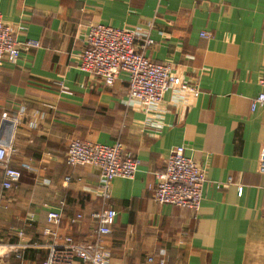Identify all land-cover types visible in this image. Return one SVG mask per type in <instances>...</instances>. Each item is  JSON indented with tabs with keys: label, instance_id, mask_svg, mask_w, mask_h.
I'll use <instances>...</instances> for the list:
<instances>
[{
	"label": "crops",
	"instance_id": "1",
	"mask_svg": "<svg viewBox=\"0 0 264 264\" xmlns=\"http://www.w3.org/2000/svg\"><path fill=\"white\" fill-rule=\"evenodd\" d=\"M0 12L19 42L40 43L0 69V141L21 171L2 191L0 166L3 243L18 242V231L41 242L47 212L62 202L60 234L75 239L91 235L92 211L115 210L103 240L108 264H264V111H250L264 63V0H0ZM97 23L132 31L136 50L195 83L198 95L170 91L152 108L127 105L125 71L106 87L77 67ZM75 138L121 142L139 160L134 177L114 178L103 200L99 169L66 162ZM176 145L206 167L198 211L152 198L154 173Z\"/></svg>",
	"mask_w": 264,
	"mask_h": 264
},
{
	"label": "built area",
	"instance_id": "2",
	"mask_svg": "<svg viewBox=\"0 0 264 264\" xmlns=\"http://www.w3.org/2000/svg\"><path fill=\"white\" fill-rule=\"evenodd\" d=\"M15 28L5 23L0 12V69L5 63H15L23 46L39 47L38 41L19 42L15 37ZM162 34V32H160ZM200 36L209 38L211 33L202 31ZM135 35L126 28L112 27L97 23L91 25L85 35V47L79 53L77 67L79 70L97 77L104 86L110 87L120 71L127 73V98L129 106L142 105L155 107L168 92H190L198 95L195 83H186L171 71L166 63L154 62L134 47ZM151 39L144 41L152 44ZM260 90L250 100V111H264V63L258 80ZM60 91L67 90L59 82ZM121 142L104 144L81 140H70L66 150V162L71 165H91L100 171L99 185L103 200L110 197L111 181L116 177L132 179L137 171L139 160L123 154ZM13 147L0 141V166L3 169L2 191L16 186L21 171L12 165ZM257 171L264 174V146L259 153ZM156 183L152 198L159 204H170L198 211L202 201L203 185L206 182V167L198 165L185 155L183 145L174 146L164 167L154 173ZM70 177L66 178L68 181ZM64 203L46 214L45 224L41 230L42 241L31 243L24 239L22 231L17 232L16 243H3L0 238V264H11L13 258L17 264L24 263L26 249H44L46 258L41 264H108L109 256L103 240L111 233V226L116 216L112 208H102L90 213L93 231L87 239H75L70 234H60L63 222ZM2 195H0V209ZM83 216L76 214L70 218V225L81 221ZM148 263L153 261L149 256ZM159 264H165L160 261Z\"/></svg>",
	"mask_w": 264,
	"mask_h": 264
},
{
	"label": "trees",
	"instance_id": "3",
	"mask_svg": "<svg viewBox=\"0 0 264 264\" xmlns=\"http://www.w3.org/2000/svg\"><path fill=\"white\" fill-rule=\"evenodd\" d=\"M46 256H47L46 250L33 248V249H26L24 251L23 259L25 264H36V263L41 264L42 261L46 258ZM12 261L14 264L19 262V260L15 258H13Z\"/></svg>",
	"mask_w": 264,
	"mask_h": 264
},
{
	"label": "water",
	"instance_id": "4",
	"mask_svg": "<svg viewBox=\"0 0 264 264\" xmlns=\"http://www.w3.org/2000/svg\"><path fill=\"white\" fill-rule=\"evenodd\" d=\"M8 123V121H4L3 123H2V125H1V130L5 127V125Z\"/></svg>",
	"mask_w": 264,
	"mask_h": 264
},
{
	"label": "rangeland",
	"instance_id": "5",
	"mask_svg": "<svg viewBox=\"0 0 264 264\" xmlns=\"http://www.w3.org/2000/svg\"><path fill=\"white\" fill-rule=\"evenodd\" d=\"M36 264H38V263H36Z\"/></svg>",
	"mask_w": 264,
	"mask_h": 264
}]
</instances>
